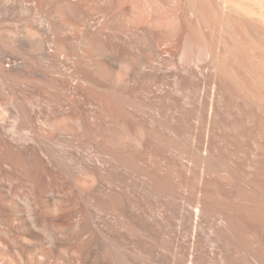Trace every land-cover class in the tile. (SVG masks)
I'll use <instances>...</instances> for the list:
<instances>
[{
  "label": "bare ground",
  "instance_id": "obj_1",
  "mask_svg": "<svg viewBox=\"0 0 264 264\" xmlns=\"http://www.w3.org/2000/svg\"><path fill=\"white\" fill-rule=\"evenodd\" d=\"M0 264H264V0H0Z\"/></svg>",
  "mask_w": 264,
  "mask_h": 264
}]
</instances>
